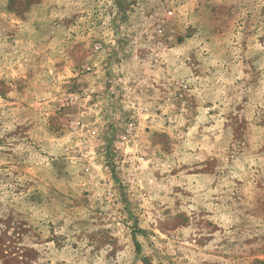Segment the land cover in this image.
Instances as JSON below:
<instances>
[{"label":"clouds","instance_id":"clouds-1","mask_svg":"<svg viewBox=\"0 0 264 264\" xmlns=\"http://www.w3.org/2000/svg\"><path fill=\"white\" fill-rule=\"evenodd\" d=\"M21 228L30 264L264 259V0H0Z\"/></svg>","mask_w":264,"mask_h":264},{"label":"rangeland","instance_id":"rangeland-1","mask_svg":"<svg viewBox=\"0 0 264 264\" xmlns=\"http://www.w3.org/2000/svg\"><path fill=\"white\" fill-rule=\"evenodd\" d=\"M15 8V4H11L9 6L10 10ZM147 119H150V117ZM145 131H148V129H145ZM257 187L259 188L261 186L257 185ZM254 199L257 200V203L260 202L258 197H254ZM9 231L10 229L0 231V241H2L0 242V249H3V256L0 257V260L3 261V264H30V258L36 252V249L28 247V245L25 243V234L27 229H20L21 234L18 237L19 243L16 245V247H12V245L16 243V241H14L12 238L16 237L17 233L15 231H11V235H9ZM4 237H7L8 239L4 240ZM251 264H264V259L257 256L252 259Z\"/></svg>","mask_w":264,"mask_h":264}]
</instances>
